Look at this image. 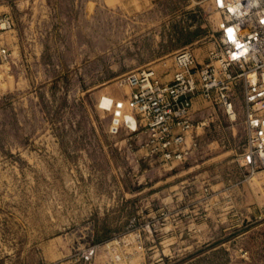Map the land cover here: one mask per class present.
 Instances as JSON below:
<instances>
[{"label":"rangeland","instance_id":"rangeland-1","mask_svg":"<svg viewBox=\"0 0 264 264\" xmlns=\"http://www.w3.org/2000/svg\"><path fill=\"white\" fill-rule=\"evenodd\" d=\"M216 0H0V264H264V169L193 99L181 162L144 157L123 74L203 62ZM4 50L1 52V50Z\"/></svg>","mask_w":264,"mask_h":264},{"label":"built area","instance_id":"built-area-1","mask_svg":"<svg viewBox=\"0 0 264 264\" xmlns=\"http://www.w3.org/2000/svg\"><path fill=\"white\" fill-rule=\"evenodd\" d=\"M220 25L203 62L192 48L174 52L173 69L163 81L153 68L123 74L129 88L126 103L136 119L134 137L144 157L163 164L181 162L194 141L191 132L202 122L191 120L193 99L219 105L230 119L231 102L240 90L245 140L239 165L250 172L264 169V0H216ZM13 22L0 13V33ZM4 51L3 49L1 52Z\"/></svg>","mask_w":264,"mask_h":264},{"label":"crops","instance_id":"crops-1","mask_svg":"<svg viewBox=\"0 0 264 264\" xmlns=\"http://www.w3.org/2000/svg\"><path fill=\"white\" fill-rule=\"evenodd\" d=\"M158 75H159V73H157ZM160 77H161V75H159ZM169 77H170V75H169ZM169 77L168 78H166V79H164L163 77L161 78V80H163V81H166V80H168L169 79Z\"/></svg>","mask_w":264,"mask_h":264}]
</instances>
